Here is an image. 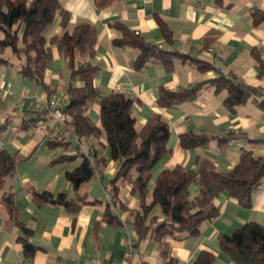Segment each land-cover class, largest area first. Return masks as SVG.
Segmentation results:
<instances>
[{"label":"crops","instance_id":"0c3cea01","mask_svg":"<svg viewBox=\"0 0 264 264\" xmlns=\"http://www.w3.org/2000/svg\"><path fill=\"white\" fill-rule=\"evenodd\" d=\"M68 14L67 28L91 23L96 31L94 46L98 64L93 83L103 93L111 90L123 92L133 98L135 126L140 129L153 112H158L170 128L167 153L153 168V179L165 168L177 165L197 171L199 162L206 160L220 171L232 168L239 158L240 148L247 147L255 155L264 156V22L254 25L251 13L264 10V0H113L96 6L92 0H60ZM59 15L48 31H63ZM157 19L171 32L180 54L190 59L208 62L213 69L200 71L189 61L174 57L172 64L148 61L134 67L138 50L113 43L120 36L114 26L120 22L137 32L146 42L162 43L168 47ZM206 47H212L208 52ZM217 53H221L218 57ZM11 66L0 64V85L11 82L15 95L0 101V150L18 154L20 160L13 175L4 182L6 193H12L17 219L31 230L24 235L6 212L0 190V264H164L158 243L150 236L134 242L135 232L130 210L140 207L137 194H131L130 184L119 192L122 208L114 210L122 223L112 225L103 219L106 188L116 172L109 147L103 137L87 139L96 153L105 158L101 172L80 184L74 191L65 171L79 165L80 160L52 162L60 155L58 148H50L48 139L40 130L23 129L24 111L31 109L34 97L58 96L65 106V82L68 70L56 47H52V62L46 67L44 82L50 92L23 78L17 71L19 61L6 50ZM221 71L255 88L260 97L248 99L230 111L224 104L225 92H215L203 86L192 100L171 107L155 104L160 87L178 90L216 77ZM99 103L88 109L90 121L101 128ZM45 124L51 125L52 119ZM228 131L238 133L233 144H220L213 138L206 146L183 148L179 137L187 132L223 136ZM256 140L249 143L247 140ZM29 188L51 193L65 192L69 197L79 195L94 203L82 204L71 212L60 204H36ZM195 183L190 187L194 194ZM149 195L145 201H149ZM218 214L201 223L197 235L169 240V263L188 264L197 254L206 250L214 255L213 264H236L218 245L219 234H229L243 223L255 221L264 225V176L253 191L251 206L242 207L235 198L221 192L214 198ZM155 213L157 209L154 210ZM36 248L31 255L24 252L19 237H24ZM131 245V255L126 249Z\"/></svg>","mask_w":264,"mask_h":264},{"label":"trees","instance_id":"16d2710c","mask_svg":"<svg viewBox=\"0 0 264 264\" xmlns=\"http://www.w3.org/2000/svg\"><path fill=\"white\" fill-rule=\"evenodd\" d=\"M92 1L96 6H103L113 0ZM57 15L63 31L48 36ZM68 17L69 14L62 8L60 0H0V64L12 65L5 56L6 50H9L19 61L18 73L51 93L44 82V74L46 67L52 62V47H56L68 70L63 111L68 117L71 131L78 136H84L86 140L90 137H103L116 165L111 182L112 202L106 200L103 219L112 225L122 223L114 209L125 208L119 200V192L122 186L130 184L131 194H137L140 199V207L129 211L136 235L135 242L150 236L158 243L164 264H168L169 240L197 235L203 221L217 216L218 209L214 205V198L219 193L226 192L244 208L251 206L252 193L264 176V156L255 155L250 148L241 147L238 162L227 171H220L210 162L201 160L197 171L177 165L160 170L153 179L154 166L168 150V123L158 112H153L145 124L137 129L133 98L113 90L103 93L94 85L93 78L98 70L94 50L95 28L89 22H82L68 29ZM251 20L254 25L264 22V10L254 9ZM157 21L168 47H158L156 43L146 42L122 23H114L120 36L113 43L138 50L134 60L136 69L148 61L169 67L174 57L193 62L200 71L213 69L206 61L190 59L180 54L171 32L163 21ZM203 86H211L215 92L224 91L223 102L230 111H234L236 106L248 99L259 96L255 88L218 70L215 78L198 82L191 87L178 90L160 87L155 104L157 107H171L192 100ZM94 102L99 103L101 128L96 127L87 115ZM258 103L264 107L262 101ZM23 115L27 116L23 118L22 124L25 130L50 119L47 111L36 109L25 110ZM43 136L46 137L44 134ZM238 136V133L231 131L217 137L206 133L187 132L179 137V143L186 149L197 148L206 146L213 138L224 144ZM247 141L253 143L256 140ZM47 144L60 151V155L52 162L80 160L78 166L65 171L74 191L80 184L101 172L105 158L96 153L93 144L88 143L85 152L75 145L72 153L65 150V137H50ZM88 155L94 158L93 164ZM20 160L22 158L18 154L0 150V190L6 212L24 235H28L31 230L18 221L12 193L4 190V182L13 175ZM195 183L198 189L192 194L190 187ZM29 191L38 205L60 204L74 213L82 204L96 202L79 195L72 198L65 192L51 193L34 188H29ZM148 195L150 200L146 202ZM18 240L22 243L25 254L31 255L34 252L36 247L25 236ZM218 245L236 264H264V225L255 221L245 222L229 234H219ZM213 260L214 255L211 252L202 250L188 264H213Z\"/></svg>","mask_w":264,"mask_h":264},{"label":"built area","instance_id":"2783aa9c","mask_svg":"<svg viewBox=\"0 0 264 264\" xmlns=\"http://www.w3.org/2000/svg\"><path fill=\"white\" fill-rule=\"evenodd\" d=\"M137 33V32H136ZM158 47H163L162 43L158 44ZM178 48V46H176ZM206 50L208 52H213L212 47H207ZM217 56L220 57L221 53H217ZM264 61V56L261 57ZM15 95L11 82L6 81L4 84L0 85V101H4L6 99H11ZM260 95L257 97L259 98ZM60 97L52 96V97H34L31 100L30 107L31 109H36L39 111H47L50 119L53 120L51 125L40 123L34 125L31 130H40L46 138L57 136V137H65L67 140L66 144V152L72 153L74 151L75 145L79 146V148L85 152L88 146L87 140L84 136H78L71 131V128L68 124V117L63 111L62 105L60 102ZM236 139L232 138L229 140L228 144L235 143ZM90 162L94 163V158L91 155H88ZM106 200L112 202V191L111 187L106 188ZM133 241L132 243H134ZM131 245L130 244L126 249V256L130 257L131 255Z\"/></svg>","mask_w":264,"mask_h":264}]
</instances>
